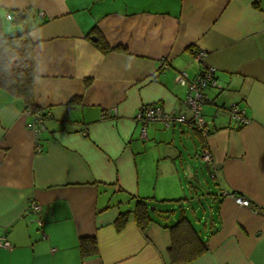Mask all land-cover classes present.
<instances>
[{"label": "crops", "instance_id": "obj_1", "mask_svg": "<svg viewBox=\"0 0 264 264\" xmlns=\"http://www.w3.org/2000/svg\"><path fill=\"white\" fill-rule=\"evenodd\" d=\"M14 11L27 13L45 129L36 138L22 102L0 89V237L11 244L0 264H171L168 227L181 212L206 250L178 264H264V0H0L7 34L20 30L5 18ZM96 32L125 51L100 52ZM204 66L219 84L203 105L209 166L195 129L154 121L142 136L135 119L146 104L189 115L175 75ZM232 105L248 124L232 121ZM138 198L150 202L145 230ZM121 211L131 213L117 230ZM83 238L95 254L81 255Z\"/></svg>", "mask_w": 264, "mask_h": 264}, {"label": "trees", "instance_id": "obj_2", "mask_svg": "<svg viewBox=\"0 0 264 264\" xmlns=\"http://www.w3.org/2000/svg\"><path fill=\"white\" fill-rule=\"evenodd\" d=\"M10 21L13 26L20 27V30L12 34L5 33L0 18V89L7 92L11 97L19 99L24 110L31 113L41 112L45 116L34 102V44L29 38L28 29L25 27L27 13L14 11ZM92 36L95 37V39L91 38L93 45L102 53L113 50L125 51L123 47L109 46L105 38L97 32L90 37ZM79 100L80 98H74L72 101L77 102ZM149 203L146 199L138 198L132 211V217L141 230H145L151 222ZM130 213L129 211L118 213L114 221L117 230L125 226ZM168 228L171 237L168 256L171 264L188 262L206 250L204 241L198 236L182 212L177 221ZM79 248L82 256L95 254V239H81Z\"/></svg>", "mask_w": 264, "mask_h": 264}, {"label": "built area", "instance_id": "obj_3", "mask_svg": "<svg viewBox=\"0 0 264 264\" xmlns=\"http://www.w3.org/2000/svg\"><path fill=\"white\" fill-rule=\"evenodd\" d=\"M40 15H43V12H39ZM5 18L10 20L12 15L10 12L5 13ZM262 31L264 33V18L262 23ZM195 58L201 60L202 52L198 51L195 53ZM163 69L168 67L166 61L163 62ZM175 80L181 86L186 87V97L185 103L189 111V115L175 112L165 111L159 105H150L146 104L141 106L135 114V119L143 124L141 130L142 136L145 134L144 126L148 122L158 121L163 123L166 127L174 126L175 124H186L189 127L195 129L201 136L203 142L198 151V156L201 161L206 165L212 164V154L209 150L205 140L207 136L212 131V122L206 119L203 115V105L209 100V97L206 93V89L210 87H219L218 80L216 77L215 68L212 66H204L201 71L194 76V78H189L187 73L182 70L176 73ZM31 117L30 121L27 122V128L33 132V134L38 138L40 133L45 129V116L41 112L31 113L27 111ZM230 117L233 122L238 125H246L249 123V118L245 114V110L237 105H232L229 108ZM36 149L40 150V144L37 140ZM234 200L237 204L241 206H249V200L243 196L235 195ZM31 210L40 213L42 211L41 205L36 202H31ZM39 224L41 222L39 221ZM0 247L10 248V242L4 237H0Z\"/></svg>", "mask_w": 264, "mask_h": 264}, {"label": "rangeland", "instance_id": "obj_4", "mask_svg": "<svg viewBox=\"0 0 264 264\" xmlns=\"http://www.w3.org/2000/svg\"><path fill=\"white\" fill-rule=\"evenodd\" d=\"M202 172H205V168L204 167H202ZM202 179V178H201ZM201 184H200V186H198L199 188H198V192H199V199H200V201H201V206H203V208H205V200L206 199H208L207 198V196H206V194L204 193V191H203V189H202V187H204L206 184L203 182H200ZM182 184H183V182H182ZM183 192L185 193V194H187L188 193V189L186 188V186L183 184ZM202 194H204V196H202ZM156 203V202H155ZM154 203V204H155ZM158 204V203H157ZM171 206H173L172 204H169V203H166V204H164V207L165 208H168V207H171ZM179 206H176L175 205V207L174 208H178ZM183 208H185L186 209V212L188 213V214H190L191 213V211H190V209L189 208H186V205L183 207ZM201 212V210L199 211V213Z\"/></svg>", "mask_w": 264, "mask_h": 264}, {"label": "water", "instance_id": "obj_5", "mask_svg": "<svg viewBox=\"0 0 264 264\" xmlns=\"http://www.w3.org/2000/svg\"><path fill=\"white\" fill-rule=\"evenodd\" d=\"M91 38H92V39H95V37H94V36H92Z\"/></svg>", "mask_w": 264, "mask_h": 264}]
</instances>
